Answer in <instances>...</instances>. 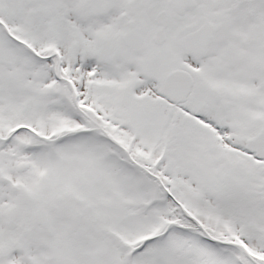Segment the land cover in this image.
I'll return each instance as SVG.
<instances>
[{
    "label": "snow or ice",
    "instance_id": "snow-or-ice-1",
    "mask_svg": "<svg viewBox=\"0 0 264 264\" xmlns=\"http://www.w3.org/2000/svg\"><path fill=\"white\" fill-rule=\"evenodd\" d=\"M0 264H264V0H0Z\"/></svg>",
    "mask_w": 264,
    "mask_h": 264
}]
</instances>
